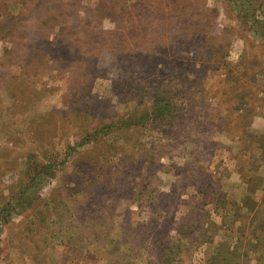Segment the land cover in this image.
<instances>
[{
	"label": "rangeland",
	"instance_id": "rangeland-1",
	"mask_svg": "<svg viewBox=\"0 0 264 264\" xmlns=\"http://www.w3.org/2000/svg\"><path fill=\"white\" fill-rule=\"evenodd\" d=\"M165 1L0 0V148L6 145L3 121L10 122L4 132L26 131L32 114L62 108L67 94L93 104L86 96L91 90L102 120H117L143 109L149 88L162 83L161 92L173 96L177 107L168 122L125 131L128 139L117 140L119 151L112 150L111 163L104 161L107 153L98 154V167L90 173L99 168L98 183L108 177L115 196L97 199L94 215L82 199L77 200L82 205L66 201L72 209L65 211L63 188L52 221L27 237L26 226L33 223L36 230L39 220L17 206L16 192L24 181L5 177L0 264H165V257L166 264H209L219 261L217 256L231 258L233 250L236 264H264V26L257 23L264 18V0H176L168 3L187 14L175 9L163 19L156 9ZM123 7L129 9L126 14L119 12ZM148 8L150 14L144 13ZM99 37L105 40L97 44ZM153 47L160 49V61L150 80L141 79L138 60ZM91 65L95 73L88 88L83 82L79 87L77 76ZM19 73L36 74L37 88L44 80L54 92L45 91L28 111L24 95L23 109L7 108ZM27 84L31 87L32 80ZM65 88L71 94H64ZM60 142L51 149L73 172L76 154ZM33 143L25 139L17 148L24 144L28 150ZM88 149L82 150L79 168L95 163L86 158ZM87 175L79 176L80 189L87 187ZM56 184L39 180L37 195L46 198ZM9 202L13 209L1 215Z\"/></svg>",
	"mask_w": 264,
	"mask_h": 264
},
{
	"label": "trees",
	"instance_id": "trees-1",
	"mask_svg": "<svg viewBox=\"0 0 264 264\" xmlns=\"http://www.w3.org/2000/svg\"><path fill=\"white\" fill-rule=\"evenodd\" d=\"M146 1H152V0H146ZM166 2V1H165ZM173 2L176 3V0H168L166 3H163L160 5V7H157L156 13L157 15L162 14V18L166 19L167 12H173L175 9V13H180L179 15H186L187 11L185 9L181 8L178 9L175 4L168 3ZM111 6H114L113 3L109 5V10L111 11ZM173 9V10H172ZM129 9L126 7L119 11L123 14H126V12ZM151 8L144 9L143 12L146 14H150ZM113 11V10H112ZM263 17H264V10H261ZM155 12V11H154ZM116 14V13H115ZM260 26H264V18L262 20L257 21ZM140 27V26H138ZM137 27V28H138ZM170 27V26H169ZM169 27L166 28L164 26L161 27V29L165 32L168 31V33L172 32L173 30H169ZM141 28V27H140ZM145 28L142 26V29ZM139 29V28H138ZM110 36L112 35V32L109 33ZM169 35V34H165ZM109 36V37H110ZM170 36V35H169ZM108 37V38H109ZM164 37V35H163ZM178 38V35L175 39L172 40L173 44L176 42ZM103 39V40H102ZM104 38H98L97 44H100L104 41ZM101 41V42H100ZM163 41V40H162ZM111 43V42H110ZM124 41L121 42L120 39L117 41V45H123ZM126 47V46H125ZM124 47V50L126 51L127 48ZM159 51V52H158ZM221 53L222 52H218ZM224 54V53H223ZM160 49L157 50L155 47L151 49V52L147 54L145 57H141L142 60H138V65L141 70V79L147 78V80L151 79L152 72L154 71V66H158L157 63L159 60ZM220 56V55H218ZM214 60V59H212ZM91 64L95 65V61H91ZM89 62H87L88 64ZM75 64L83 65V60H77ZM23 67H25L24 64H21ZM82 72L85 71L84 76L81 74L80 78L77 76V85L79 87L85 85V89L88 88V84H90V77L95 73V67L91 65L86 66ZM157 71H162L159 67L156 69ZM231 75H234L233 70L231 69ZM81 72V73H82ZM79 75V74H77ZM39 77L36 74H32V77L29 76V74L19 73L16 77V84L12 87L13 93L12 100L9 107L12 109H23V101L20 100L22 95H24L30 104L27 108V111L31 105L35 103H39V97L41 98L44 92H54V87L49 86L48 81H42L40 86L37 88L36 82L38 81ZM32 80V86L28 87L27 81ZM83 82V85H82ZM65 86L68 85V81L65 82ZM160 85L154 86L149 91L148 94H146V100L144 102H148L145 104L143 109L135 110V111H129L126 112L124 115H122L119 119L114 120L113 117L106 118L107 120H102L105 116L101 115L100 109V102L97 99V96L92 94V91H87L86 96L90 99H93V104H88L86 102H83V100L77 98V101H75V98H72L70 95L67 94L66 97L62 96V100H64V104L62 105V108H55L49 111H45L43 113L38 112L36 114H32L30 119L26 122L27 128L26 131H21L19 133L15 134L16 130H13V132H4V128H8L10 123L8 120L3 121L5 124L1 128L2 130V140L6 143V145L2 146L0 148V186L2 185L1 182L5 179V177H15L16 175L19 176L18 179H22L24 181V185L21 187L19 192H16L17 198L16 202L18 203L17 206L20 207V213L25 214L29 218H37L39 220L40 226L33 228V223H29L28 226H26V231L29 232V235L31 236L32 233H35L36 231L41 232L45 229V227L42 226L49 218L51 220V215L54 209L57 206V202L59 199L60 192H62V189L66 191V198L64 201L75 202L74 204L82 205L83 207H86L87 211L92 215L95 214L96 210V201L98 199L101 200L103 197H109V196H115V194H112V191H109V179L106 177L102 180L101 183H98V181L101 179L100 176V170L98 168V173H90L93 168H97V162L100 160L101 156H98V154H105L104 161L111 163V153L112 155H115L114 152L119 151L118 148L115 147V144L117 143L118 139H122L123 141H126L128 137H123L122 134L126 131H131L136 128H144L148 127L153 123L152 121H158L160 119L165 120V122H168L172 118H174L175 114L177 113L176 106L173 104V96L167 95L165 91L161 92ZM67 88V87H66ZM65 88V93H70L68 90H70L72 87H69L68 90ZM136 87H130L129 91L132 93L135 92ZM29 90V91H28ZM75 92L76 89H72ZM129 93V92H128ZM14 97V98H13ZM136 98V97H135ZM66 99V100H65ZM74 100V101H73ZM72 101V102H70ZM90 101V100H89ZM10 109L9 111H11ZM3 111H0V117L3 115ZM113 132H118V136L112 134ZM15 137V138H14ZM115 137V141L110 142V140H107V138ZM9 138V139H8ZM13 138L18 139L15 141V144H13ZM25 139H32L34 141V146H31L32 148H29L28 150H25V145L23 144L20 150L17 143L22 142ZM64 142L66 149H68L70 152H74L76 156L71 160L70 165L71 167L76 166L77 168L73 172L70 171V168L66 167V161L67 160H59V154L54 152V149L51 148L56 145L57 142ZM60 142V143H62ZM8 143L10 146H8ZM12 145V146H11ZM17 145V146H16ZM114 145V146H112ZM14 146H16L14 149ZM85 146H89V149L87 150L88 155L86 158H89L92 162L95 161L94 164L86 163L87 166L79 168L81 163L83 162L84 157L82 156L84 152H82L83 148ZM104 146V148H103ZM28 147V146H27ZM112 150H115L112 152ZM85 155V154H84ZM21 160H24V169L21 170ZM117 162H121L119 159H117ZM135 164V163H132ZM95 166V167H94ZM77 170V171H76ZM25 171V173L23 172ZM66 172H68L66 174ZM86 172V173H85ZM110 173V172H109ZM84 174H88V183L85 190L83 188L80 189V182L77 180L83 178ZM100 175V176H99ZM39 180H44L46 183H50L52 180L57 181L58 184L54 186V188L50 191L48 196L46 198L40 197V195H37L38 189H40L39 185H37ZM73 184H72V183ZM102 184V186H101ZM72 185V186H70ZM6 187V186H5ZM2 189V187H0ZM100 188L99 191L97 189ZM134 189V188H133ZM129 190V189H128ZM126 190V193L128 192ZM108 191V192H106ZM107 193V194H106ZM82 194L86 197V199L83 200ZM105 194V195H104ZM59 195V196H58ZM63 196V195H62ZM83 201L82 204H80L77 200ZM110 199V198H109ZM162 199V198H160ZM104 200V199H103ZM113 199H110L112 201ZM86 201V202H85ZM86 203V204H85ZM158 203H162V200L158 201ZM67 204V202H66ZM73 204V203H72ZM85 204V205H84ZM81 206V207H82ZM13 204L9 202L5 207L1 210V215H5L3 211H9V208H12ZM62 207H59L58 209L61 210ZM13 209V208H12ZM71 206L69 204L64 206L65 211H69ZM94 217V216H93ZM4 223H8V219H2ZM52 221V220H51ZM261 230V229H260ZM259 230V231H260ZM257 242H259V238L255 236ZM170 251V250H169ZM172 254L175 252L171 251ZM231 253V258L226 259H220V256H217L216 258L219 261H213L211 260L209 264H222L223 262H228V264L235 263L234 260L238 257V252L236 250H233ZM218 255V254H217ZM245 257H247L248 253H243ZM163 256L161 257L162 260ZM167 261H169L168 258H164V263L166 264ZM171 261V260H170ZM227 264V263H226Z\"/></svg>",
	"mask_w": 264,
	"mask_h": 264
}]
</instances>
